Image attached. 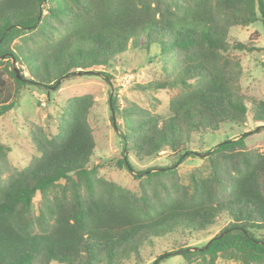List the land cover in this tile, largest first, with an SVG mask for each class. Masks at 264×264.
I'll return each instance as SVG.
<instances>
[{
  "label": "trees",
  "instance_id": "obj_1",
  "mask_svg": "<svg viewBox=\"0 0 264 264\" xmlns=\"http://www.w3.org/2000/svg\"><path fill=\"white\" fill-rule=\"evenodd\" d=\"M256 23L264 28V0H0V117L26 86L55 91L86 74L111 83L101 71L142 49L156 50L166 77L133 87L176 91L167 117L109 96L118 165L136 190L91 165V94L66 101L54 133L25 128L37 153L25 168L11 167V148L0 141V264H143L155 239L201 236L221 220L201 247L171 249L154 264L175 253L186 264H264V151L248 148L250 133L206 151L207 171L193 169L187 183L177 169L196 155L194 135L247 122L264 130V99L241 89L234 55L262 49L229 40L232 28ZM167 151L171 165L134 172L132 161Z\"/></svg>",
  "mask_w": 264,
  "mask_h": 264
},
{
  "label": "rangeland",
  "instance_id": "obj_2",
  "mask_svg": "<svg viewBox=\"0 0 264 264\" xmlns=\"http://www.w3.org/2000/svg\"><path fill=\"white\" fill-rule=\"evenodd\" d=\"M229 37L230 42L246 43L251 39L257 47L262 49L250 54L234 51V55L239 58L241 63V89L264 99V28L260 23L249 27H234L230 30ZM156 54L154 48L149 51L142 49L135 53L130 52L122 63L101 71L110 75L111 83H108L105 76L101 74L91 76L86 74L76 75L61 82L59 89L55 91L54 89L24 87L17 94L13 109L0 117V141L11 148L8 153L11 167L25 168L33 157H37L35 149L25 139L26 127L37 124L46 131L54 133L55 121L59 119L66 101L74 96L91 94L95 104L89 117V123L93 129L96 143L91 165H101L99 174L106 180L127 189L136 190L137 183L133 174L118 165L119 160L122 159L121 144L112 126V114L108 99L112 94L121 107H124L128 102H133L160 116L167 117L169 115V98L176 91L168 89L142 92L133 87L134 84L145 85L150 81L165 79L168 65L166 66L163 61L159 60ZM14 67L17 68L16 65ZM17 70L19 72L18 68ZM8 82L12 95V84L10 81ZM259 125L251 122H247L243 126L225 125L215 134L194 135L189 148L196 155L182 159L177 168L181 181L187 183L190 172L196 168H200L205 174L207 162L204 159V153L221 142L239 138L244 133H250L247 137L248 148L264 151V130H258L257 126ZM169 155V151L162 152L158 157L143 163L132 161L131 165L135 173L169 166L176 161V158L169 160ZM38 200L39 198L36 197L35 202L37 203ZM224 226L225 221L221 220L216 225L209 227L201 236L180 239L177 236L167 235L163 239H155L145 249L143 264H154L161 254L172 252L171 249L176 250L180 246L201 247ZM174 241L178 242L174 243ZM159 264H186V262L181 255L175 253ZM217 264L237 263L219 258Z\"/></svg>",
  "mask_w": 264,
  "mask_h": 264
},
{
  "label": "water",
  "instance_id": "obj_3",
  "mask_svg": "<svg viewBox=\"0 0 264 264\" xmlns=\"http://www.w3.org/2000/svg\"><path fill=\"white\" fill-rule=\"evenodd\" d=\"M13 70H14V72H15L16 77H17L18 79H20V74H19L17 68H16V67H13Z\"/></svg>",
  "mask_w": 264,
  "mask_h": 264
}]
</instances>
